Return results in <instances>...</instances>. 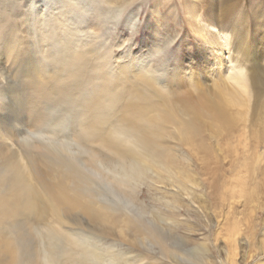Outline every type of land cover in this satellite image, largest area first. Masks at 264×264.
Returning a JSON list of instances; mask_svg holds the SVG:
<instances>
[{
	"label": "bare ground",
	"instance_id": "6f19581e",
	"mask_svg": "<svg viewBox=\"0 0 264 264\" xmlns=\"http://www.w3.org/2000/svg\"><path fill=\"white\" fill-rule=\"evenodd\" d=\"M77 1L75 5L83 4ZM231 1H220L224 18L213 16L208 24L221 33L231 29L227 22L233 13ZM59 4L60 8L47 6L48 16L35 21L40 40L45 46L51 44L56 53L53 56L47 51L49 46L41 48L47 51L42 56L46 65L27 82L31 95H24L21 101L24 136L17 137V128L9 122L0 124V264H130L129 255L139 239L156 240L155 233L139 222L140 215L135 216L129 208L141 186L154 187L169 179L180 185L173 178L177 165L174 145L196 141L202 131V111L224 121L229 107H242L246 102L237 92L223 89L217 101L180 104V99L171 97L169 75L154 69L151 60L143 58L124 67L113 64L115 44L98 30L99 19L88 20V29L87 19L77 17L79 11L82 15L81 10L91 13V9H73L71 0ZM73 12L81 20L78 22L86 25L74 22V28L69 21ZM87 29L88 34L82 31ZM80 31L87 35L83 40L81 36L78 39ZM236 32L233 29V34ZM245 39L236 55L238 71L230 80L243 89L251 81L260 94L264 69ZM159 42L157 37L154 47L162 53ZM247 66L252 71L249 77L244 72ZM177 76H172L175 86ZM75 113L73 128L65 127L64 119ZM28 115L32 117L27 122ZM61 129L70 135L61 137L57 134ZM20 139L24 160L2 150L8 140L19 143ZM198 146L202 147V142ZM70 147L82 157L79 164L59 152ZM93 178H104L127 195L128 203L98 198ZM154 215L159 220L170 216ZM18 227L21 232L16 233ZM118 240L129 247L118 246Z\"/></svg>",
	"mask_w": 264,
	"mask_h": 264
},
{
	"label": "rangeland",
	"instance_id": "374dc122",
	"mask_svg": "<svg viewBox=\"0 0 264 264\" xmlns=\"http://www.w3.org/2000/svg\"><path fill=\"white\" fill-rule=\"evenodd\" d=\"M64 1L67 0H0V93L4 90L0 96V124L11 123L18 130H14L16 135L20 134L17 137L24 136L21 101L24 95H31L27 82L46 65L43 54L49 50L53 56L56 53L51 44L45 46L40 40L35 21L39 16H48L45 12L49 6L60 8L59 3ZM82 1L80 6L75 5L77 0H71V5L73 9L92 10V14L83 10L82 15L80 11L77 14L82 21L87 19V25L99 19L98 30L111 45L115 44L114 65L124 67L143 58L151 60L154 69L169 75L171 97L180 99V104L195 106L204 100L217 101L223 89L237 92L246 102L242 107H229L224 121L202 111V131L196 141L174 145L175 174L167 176L174 174L180 185L169 179L166 184L141 186L129 208L135 216L140 215L139 222L155 233L156 240L139 239L129 255L130 264H264V91L257 93L251 81L243 89L230 80V75L238 71L236 55L244 37L264 69V0H232L233 13L227 17L231 29L223 34L208 25L213 16L224 18L222 0H118L113 4L107 0ZM77 17L75 13L69 16L74 28L75 23L86 25ZM88 29L82 31L87 33ZM82 31V35L77 33L81 40L87 36ZM157 37L162 53L154 47ZM47 46V51L41 50ZM245 68L244 72L251 76L250 66ZM173 74L178 75L176 86L172 84ZM59 112L60 109L55 115ZM69 116L72 120L64 119V126L70 125L71 129L77 114ZM29 117L32 116L28 115L27 122ZM57 134L70 135L62 133V129ZM21 140H8L2 150L24 160ZM201 142L202 147L198 146ZM74 151L71 147L59 150L79 164L82 157ZM89 171L92 174L94 170ZM93 180L98 198L128 203L127 195L104 178ZM156 212L170 216L159 220ZM70 217L81 220L77 215ZM18 228L16 233L21 232ZM116 243L129 247L122 240Z\"/></svg>",
	"mask_w": 264,
	"mask_h": 264
}]
</instances>
